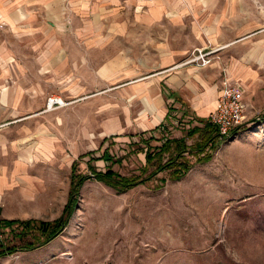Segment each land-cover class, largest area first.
Returning a JSON list of instances; mask_svg holds the SVG:
<instances>
[{
  "label": "rangeland",
  "instance_id": "1",
  "mask_svg": "<svg viewBox=\"0 0 264 264\" xmlns=\"http://www.w3.org/2000/svg\"><path fill=\"white\" fill-rule=\"evenodd\" d=\"M61 1L57 15L70 20L69 1ZM239 2L233 19L222 15L223 9H215L221 22L227 17L234 26L242 21L250 24L249 29L235 28L231 34L237 38L252 33L241 41L246 45L239 52L242 56L252 49L257 53L247 63L253 69L251 78L237 81L243 86L246 108L236 132L204 145L199 130L187 135L204 123L193 118L188 108L177 111L158 129L137 133L124 129L103 135L96 116H90V135L83 139L76 133L63 154L66 161L58 162L64 169L58 170L56 186H41V194H50L52 200L40 202L38 215L6 218L50 222L65 212L67 222L45 242L44 223L34 222L26 232L18 223L0 224V243L7 251L0 255V264H264V0ZM20 12L28 15L27 10ZM8 31L0 11V45L25 53L29 46ZM59 32L63 33L58 41L61 59L69 42L65 29ZM89 55L94 59L101 53L91 48ZM218 57L216 52L214 59ZM6 60L2 62L0 54V66L17 64L13 57ZM115 90L113 81L77 97L64 88H51L44 90L41 110L62 108L93 93L118 99ZM50 94L60 95L65 104L47 107ZM209 128L211 134L217 132L212 124ZM165 136H184L188 146L168 163V151L161 145ZM73 164V170L84 177L67 210ZM109 171L108 176L102 175ZM174 173L181 175L175 178ZM125 179L137 181L125 184Z\"/></svg>",
  "mask_w": 264,
  "mask_h": 264
},
{
  "label": "crops",
  "instance_id": "2",
  "mask_svg": "<svg viewBox=\"0 0 264 264\" xmlns=\"http://www.w3.org/2000/svg\"><path fill=\"white\" fill-rule=\"evenodd\" d=\"M10 1L0 0L6 30L29 49L23 53L0 45L2 62L17 60L16 65L0 66L2 218L38 215L40 202L52 200L50 194H41V186H56L58 170L64 169L58 162L66 161L63 154L73 136L90 135V116H96L103 135L158 129L184 108L199 121L214 109L225 81L252 76L247 63L257 53L239 52L246 45L241 41L252 33L237 38L231 34L250 24L234 26L227 18L233 19L239 0H68V22L57 15L61 0ZM216 8L223 9L225 23L216 16ZM21 9L28 15L20 16ZM59 29H65L69 42L61 59ZM255 41L261 43L260 38ZM206 45H221L216 51L220 57L207 65L180 64L193 48ZM91 48L101 56L91 59ZM107 81L115 82L120 98L93 93L62 108L41 110L44 90L64 88L77 97Z\"/></svg>",
  "mask_w": 264,
  "mask_h": 264
},
{
  "label": "built area",
  "instance_id": "3",
  "mask_svg": "<svg viewBox=\"0 0 264 264\" xmlns=\"http://www.w3.org/2000/svg\"><path fill=\"white\" fill-rule=\"evenodd\" d=\"M221 45H206L196 47L181 60L180 64L207 65L213 61L216 51ZM47 107L62 104V97L58 94L47 96ZM246 102L243 89L237 81H225L217 98L214 109L207 119L212 123L219 136L228 137L233 134L244 122Z\"/></svg>",
  "mask_w": 264,
  "mask_h": 264
},
{
  "label": "trees",
  "instance_id": "4",
  "mask_svg": "<svg viewBox=\"0 0 264 264\" xmlns=\"http://www.w3.org/2000/svg\"><path fill=\"white\" fill-rule=\"evenodd\" d=\"M199 121L204 122L201 126H194L192 129L188 130L187 135L192 134L194 131L199 130L198 131V135L200 137V139H202L203 144L204 145H214V143L218 140V138H220L218 132H215L214 134H211V128H209V125H211L212 123H210L208 121V119H199ZM213 125V124H212ZM214 126V125H213ZM160 127V126H159ZM158 127V128H159ZM215 127V126H214ZM157 129V128H155ZM153 129V130H155ZM215 130V129H214ZM164 148V150L168 151V160L166 161L171 162L173 161V159L176 157L177 154H181L182 151L187 150L188 146L185 142V138L184 136L181 137H171V136H165V138L163 137V143L161 144ZM172 148V149H171ZM181 162H179L180 164ZM74 164L72 166V170L70 173V188H69V198H70V202L67 204V206L65 208H67V210L70 208V205H72L73 202V198L79 189L80 184L83 181V177L80 174H77L74 170ZM111 171H109L107 174H102L103 176H108L109 173ZM174 177L178 178L181 174L180 173H174ZM125 184H130L133 183L137 180H129V179H125ZM65 213V212H64ZM64 213L59 216L58 218L50 221V222H43V221H39L37 219H0V224H2L3 226L6 225H11L13 223H18L22 225V229L24 230V232L28 231V229H30L31 227H34V222H41L45 224V230L43 231V233L47 234L45 237H43L42 242L47 241L48 239H50L51 237H53L55 235V233L57 232V230L61 227L64 226V224L67 222V218L66 216H64ZM37 225H41V224H37ZM42 234V233H41ZM8 248V247H7ZM7 251L5 250V248L2 246V243H0V255L6 253Z\"/></svg>",
  "mask_w": 264,
  "mask_h": 264
},
{
  "label": "bare ground",
  "instance_id": "5",
  "mask_svg": "<svg viewBox=\"0 0 264 264\" xmlns=\"http://www.w3.org/2000/svg\"><path fill=\"white\" fill-rule=\"evenodd\" d=\"M62 104H65L63 100H62Z\"/></svg>",
  "mask_w": 264,
  "mask_h": 264
}]
</instances>
